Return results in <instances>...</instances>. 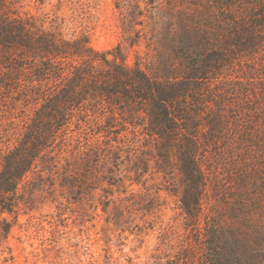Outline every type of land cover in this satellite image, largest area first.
<instances>
[{"label": "rangeland", "instance_id": "obj_1", "mask_svg": "<svg viewBox=\"0 0 264 264\" xmlns=\"http://www.w3.org/2000/svg\"><path fill=\"white\" fill-rule=\"evenodd\" d=\"M263 5L0 0L2 12L44 32L98 54L120 49L132 68L189 84L176 103L185 112L173 109L176 139H195L207 176L201 215L192 223L182 208L179 152L170 165L159 156L165 140L147 131L148 104L114 105L90 93L16 193L0 199V264H212L211 240L220 231L223 255L234 249L244 263L264 264ZM24 63L28 72L32 65ZM43 84L40 93L0 97V173L10 152L32 147L34 130L57 124L38 117L55 90L51 79ZM217 113L222 129L212 135L209 121Z\"/></svg>", "mask_w": 264, "mask_h": 264}, {"label": "trees", "instance_id": "obj_2", "mask_svg": "<svg viewBox=\"0 0 264 264\" xmlns=\"http://www.w3.org/2000/svg\"><path fill=\"white\" fill-rule=\"evenodd\" d=\"M261 10L264 11V5ZM109 55L113 58H109ZM77 58L82 61L79 65L61 67L62 62H73ZM26 61L32 65L28 67V72L25 71ZM20 74L24 78L19 77ZM47 79L54 81L55 90L47 94L51 98L44 115L40 111L38 117L56 120L57 124L44 123L37 128L38 131L34 130L35 133L28 136L33 141L32 147L23 144L6 156L0 173V199L6 194L16 193L19 182L32 170L42 149L52 142L59 130L68 126L69 117L91 93L94 98L107 100L114 105L131 101L148 104L144 110L149 119L147 131L149 135L164 137L165 142L158 146V152L165 164L170 165L173 154L179 152V167L185 185L181 198L182 208L192 223L199 220L207 176L195 139L190 140L184 135V141H177L178 127L173 116L174 108L182 114L185 112L182 105L178 107L176 103L185 99L189 84L181 83L179 87L173 78L159 81L139 66H129L120 49L109 54H98L80 41L64 40L0 9V97L3 94L11 97L24 89L40 93ZM112 117L115 118V113H112ZM221 117L217 113L216 119L209 121L212 135L222 129ZM189 125L186 124V131ZM66 177L69 183L77 180L75 177ZM224 241L227 240L223 231L214 232L211 247L214 248L215 259L212 264H246L237 257L234 249L228 256L222 254Z\"/></svg>", "mask_w": 264, "mask_h": 264}]
</instances>
